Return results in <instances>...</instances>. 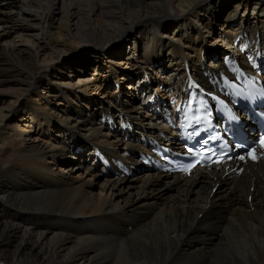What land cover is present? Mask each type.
Here are the masks:
<instances>
[{"label":"bare ground","instance_id":"obj_1","mask_svg":"<svg viewBox=\"0 0 264 264\" xmlns=\"http://www.w3.org/2000/svg\"><path fill=\"white\" fill-rule=\"evenodd\" d=\"M0 59L11 76L0 86L14 97L0 106V262L264 264V164L161 175L142 163L149 148L136 159L144 143L119 130L133 123V140L160 143L173 136L167 125L116 95L102 109L93 99L110 79L129 80L143 105L192 80L208 86L232 63L264 62V0H0ZM67 63L89 76L62 81ZM90 104L97 112L82 114ZM70 155L134 174L72 165Z\"/></svg>","mask_w":264,"mask_h":264},{"label":"rangeland","instance_id":"obj_2","mask_svg":"<svg viewBox=\"0 0 264 264\" xmlns=\"http://www.w3.org/2000/svg\"><path fill=\"white\" fill-rule=\"evenodd\" d=\"M131 40V39H130ZM113 46H114V43H112V45H109L108 46V48H110L111 50H113ZM129 46H131V44H130V42L127 40L125 43H124V49H125V51H127L128 50V48H129ZM208 58V57H207ZM1 61H3L4 59H0ZM0 61V62H1ZM209 61H210V59L208 60V59H206V65L209 63ZM73 62H75V61H73ZM132 62H134V61H132ZM166 63V62H165ZM89 64V63H88ZM126 64L127 63H124V64H122L121 66L122 67H126ZM71 64L70 63H67V65H65L66 67H65V69H64V73H65V75L62 73V81H64V82H66V83H71V84H75V82L78 80V78L79 77H81V76H83V75H87L88 74V76H89V71H91V69H90V67L89 68H87L84 72H82V73H75L74 72V70H72V72H70V70H69V66H70ZM81 66H83V65H78V68L79 67H81ZM92 66V65H91ZM86 67V66H85ZM92 68V67H91ZM118 68H120V67H118ZM127 68H129V67H127ZM74 69V68H73ZM85 69V68H84ZM166 72H168V71H166ZM61 74V73H60ZM11 76H9L8 74H4V73H2L1 71H0V80L1 79H6V78H10ZM151 85H152V88L154 87V86H156V84L158 83V80L155 78V77H152L151 78ZM130 82H132V81H129V80H125L123 83H120V84H116V83H114L113 82V80H111L110 79V81H109V83L107 84V85H103V86H101V87H98L97 89H95L96 91H95V93L93 94V96L95 97V98H93V99H96L97 100V103H95L94 104V108H100V109H102V108H104V107H106L107 105V102L105 101V99L107 100V99H110V96L111 95H116L118 98H119V100H121L122 102H124V101H126V102H128V103H130V104H132V105H140V106H142V107H144L143 105H142V102L141 101H145L146 100V97L142 100L140 97L139 98H137L136 96L135 97H133V96H131L130 94H129V91L130 90H128V88L127 87H125L126 85H129L130 84ZM131 86H132V84H131ZM6 87V86H5ZM5 87H2V86H0V106H2L3 104H6L7 103V101L9 102L10 100H13V98L14 97H11L8 93L9 92H12V91H10V87H8V90H5L4 88ZM132 90V89H131ZM161 93V92H160ZM158 93V94H156V95H158V96H160V98H159V100H158V103H156V104H163L165 107H166V103H165V101H164V95L161 93ZM139 94H141V91H140V93ZM152 95H155L154 94V92H152ZM140 96V95H139ZM144 96V95H143ZM102 103H101V102ZM58 102V99L57 98H49V103L48 104H51V105H54V104H56ZM93 106V104H90V110H88L87 111V109H86V107H82V114H84V115H86V116H88V113L90 112V111H94V112H97V110L98 109H92L91 107ZM142 109V108H141ZM142 111V112H141ZM141 111H139V112H141L142 114H147V113H149V112H145L144 110H141ZM25 117H24V121H23V123L25 122V120H27V115H24ZM155 120V122H157V123H159L158 121H157V119H154ZM116 128H118V125L116 126ZM36 136V135H35ZM34 136V137H35ZM176 145H178V144H176ZM85 153V152H84ZM86 155H84V156H81V157H74L73 155H70V156H68V157H64V160H66V161H68L70 164H72V165H75V164H77L78 165V163H81V165L83 166L84 164H86V165H91V166H93V167H95V170H100V172H102V169H101V163H97L96 164V161H94L95 162V164H92V159H87L86 157H85ZM140 156V155H139ZM56 158H60V156H57ZM143 158H145V156H143ZM141 161H142V158L140 159ZM56 163H57V167H64L63 165H64V163L63 162H61V161H56ZM82 172V170L81 169H76L75 171H73L72 172V176H75V175H77L79 172ZM104 172H107V171H104ZM161 175H165V174H161ZM148 221H150V219H148V218H142L140 221H138L137 222V225H138V227H136L135 226V229H136V231L135 232H139V230H140V228H139V226H143V224H145V223H147ZM222 230L223 229H217V231H216V234H215V237H218V238H221L222 236H223V232H222ZM195 232H200L201 233V231H199V230H196ZM191 235H192V233H191ZM190 236V235H189ZM12 240H13V242H14V245H16V243H17V240L15 239V237H12ZM10 247V249H12L13 248V246H9ZM8 255H10V252H8ZM0 264H7V263H3V262H0Z\"/></svg>","mask_w":264,"mask_h":264},{"label":"snow or ice","instance_id":"obj_3","mask_svg":"<svg viewBox=\"0 0 264 264\" xmlns=\"http://www.w3.org/2000/svg\"><path fill=\"white\" fill-rule=\"evenodd\" d=\"M190 103H191V101H189V104ZM197 111H199V109H197ZM200 119H201V117L197 115L193 118V122L198 124L200 122ZM196 135H198V133H196ZM210 139H216V137H210ZM262 140H264V138H262ZM203 143L206 145L208 143V141H203ZM187 151L189 154H191L193 152V149L189 148ZM203 155H204V159H209V160H211L213 157H215L214 162H216V163L225 162L226 154H223V153L218 154L216 152V150H213V149H206ZM240 159H244V157H240ZM202 162H203L202 160H194L193 163L188 164V168L186 170H190L193 167H195V165L197 163H202Z\"/></svg>","mask_w":264,"mask_h":264}]
</instances>
